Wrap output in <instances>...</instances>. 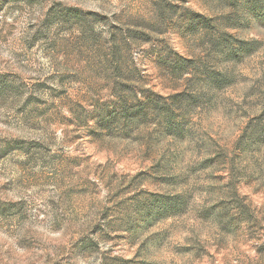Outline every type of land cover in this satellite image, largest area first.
<instances>
[{
  "label": "rangeland",
  "instance_id": "374dc122",
  "mask_svg": "<svg viewBox=\"0 0 264 264\" xmlns=\"http://www.w3.org/2000/svg\"><path fill=\"white\" fill-rule=\"evenodd\" d=\"M222 5L0 0V264H264V25L230 30L255 41L229 59L186 26ZM118 28L138 96L184 91L164 52L195 65L177 132L95 128Z\"/></svg>",
  "mask_w": 264,
  "mask_h": 264
},
{
  "label": "trees",
  "instance_id": "16d2710c",
  "mask_svg": "<svg viewBox=\"0 0 264 264\" xmlns=\"http://www.w3.org/2000/svg\"><path fill=\"white\" fill-rule=\"evenodd\" d=\"M221 1H223L221 9L223 20L218 28L213 27L210 21L205 20L201 14H190L186 23L187 31L194 32L195 22H200L203 28L209 31V41L213 48L219 45L217 52H220L226 59L243 58L251 53L255 40L235 36L230 30L241 31L250 24L264 25V0ZM138 32L130 28H118L111 33L109 47L111 68L107 84L112 98L105 101H93L90 104L91 111L96 116L95 128L105 133L117 130L121 134H126L132 127L144 124L148 120H156L164 126L166 131L177 132L186 121L188 105L196 98L192 93L186 92L195 75V65L192 60L185 59L176 52H164L161 56V63L174 79H183L184 91L165 97L143 91L138 96L137 79L133 76L135 69L132 63L128 60L124 69L120 66L123 57H130V49ZM209 78L211 77L204 79L205 84L211 82Z\"/></svg>",
  "mask_w": 264,
  "mask_h": 264
}]
</instances>
